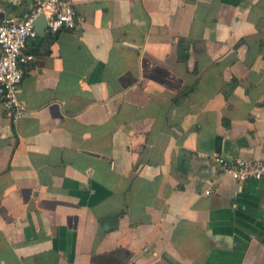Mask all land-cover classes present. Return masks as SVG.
Instances as JSON below:
<instances>
[{"label":"crops","instance_id":"1","mask_svg":"<svg viewBox=\"0 0 264 264\" xmlns=\"http://www.w3.org/2000/svg\"><path fill=\"white\" fill-rule=\"evenodd\" d=\"M76 7L0 102V264H264V180L212 163L264 161V0Z\"/></svg>","mask_w":264,"mask_h":264},{"label":"built area","instance_id":"2","mask_svg":"<svg viewBox=\"0 0 264 264\" xmlns=\"http://www.w3.org/2000/svg\"><path fill=\"white\" fill-rule=\"evenodd\" d=\"M17 6L27 5L18 15H9L0 23V102L13 124H18L27 114V106L19 91L34 53L28 51L30 40L38 36L36 21L44 15L46 31L56 35L63 30H74L82 25L85 17L76 7V0H12ZM212 163L221 174L239 181L264 180V161L236 158L229 160L215 156ZM212 186V185H211ZM205 194L212 193V187Z\"/></svg>","mask_w":264,"mask_h":264},{"label":"water","instance_id":"3","mask_svg":"<svg viewBox=\"0 0 264 264\" xmlns=\"http://www.w3.org/2000/svg\"><path fill=\"white\" fill-rule=\"evenodd\" d=\"M41 20L46 21V18L43 14L38 17V19L36 21V27H37V30L40 34H44V32L46 31V28H47V21H46V27H45L44 25H40V24L38 25V22Z\"/></svg>","mask_w":264,"mask_h":264}]
</instances>
